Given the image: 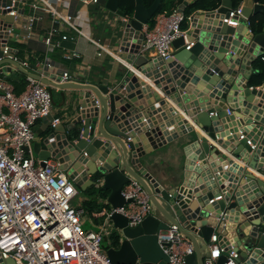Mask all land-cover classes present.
<instances>
[{
  "label": "water",
  "instance_id": "95a60500",
  "mask_svg": "<svg viewBox=\"0 0 264 264\" xmlns=\"http://www.w3.org/2000/svg\"><path fill=\"white\" fill-rule=\"evenodd\" d=\"M18 1L0 0V38L6 36L12 18L6 14L9 10L2 8L12 3L16 6ZM160 1L153 0L145 7L142 0H134L128 20H122L127 33L125 41L130 35L135 38L131 45L135 53H139L142 27L152 19ZM98 3L125 15L119 0ZM187 3L184 0L178 6L181 11ZM230 8L231 0H221L213 13L195 11L188 21V41L192 42L188 49L182 37L175 39L172 45L178 51L173 57L152 58L147 66L138 67L145 79L129 72L111 88L82 85L86 90L82 94V108L68 126L60 122L52 126L53 117L48 114L42 117L44 131L34 132L33 154L54 159L80 191L90 185L105 190L110 209L124 204L121 190L131 178L149 195L154 210L135 226H129L121 213H111L119 236L117 246L105 247L112 264H165L167 256L157 242V233L171 224L179 225L193 245L184 264H203L209 238L215 232L222 238L221 243L234 239L238 264H264V179L217 148L219 145L236 159L242 158L248 167L262 174L264 82L259 87L247 86V81L242 83L251 62L264 52V28L257 33L248 31L243 19L238 26L227 25L222 17ZM256 13L264 14V3L242 1L243 16L249 18ZM128 45L125 43L122 48ZM7 56L3 55L0 42V65H9L4 69L14 66L47 86L60 85L58 79L47 78L42 70L37 74L28 72ZM230 91L232 102L228 99ZM226 108L234 109V113L227 114ZM184 115L203 133L194 131ZM235 118L245 124L243 131L256 125L263 130L258 143L252 137V143L257 145L255 150L246 143V137L239 138L235 133ZM174 140L184 155L183 179L169 191L139 169V158L165 141ZM225 178L228 188L221 193ZM217 194L221 199L210 202ZM0 261L16 264L11 258ZM223 261L224 255L216 264Z\"/></svg>",
  "mask_w": 264,
  "mask_h": 264
},
{
  "label": "built area",
  "instance_id": "2783aa9c",
  "mask_svg": "<svg viewBox=\"0 0 264 264\" xmlns=\"http://www.w3.org/2000/svg\"><path fill=\"white\" fill-rule=\"evenodd\" d=\"M71 1L54 0L59 9L48 0L30 2L33 11L43 8L52 16V26L42 38L46 53L60 48L61 41L69 37L59 33L57 25L60 22L74 33L70 39L81 36L97 49L98 55L107 52L99 39L92 38L76 23L79 14L71 15L67 11ZM79 1L83 4L98 2ZM12 5L2 9L9 10L6 14L16 17L17 11ZM191 16H185L180 7L169 13H158L152 26L143 25L139 51H153L155 57L169 59L174 55L172 42L178 37L184 39L188 49L192 42L187 43V30H183L181 24ZM39 18L35 14L27 18V38L31 37L33 24ZM121 18L127 21L129 16ZM241 19L251 31L249 18L242 15V3L230 8L222 17L224 23L233 27L238 26ZM9 32L10 28H7L6 36L0 38L2 53L27 68L28 60L20 59L7 46ZM263 53L259 57L264 61ZM63 57H80V53L72 49L63 53ZM35 65L47 70L51 61L44 56L37 58ZM61 78L67 81L70 75L65 71ZM26 81L25 89L16 93L13 85L0 77V259L11 258L16 264H112L102 245L104 237L115 229L111 213H121L129 226H135L154 210L149 195L138 181L131 178L121 190L124 204L93 213L90 221L94 229H84V210L72 204L79 192L77 186L55 160L38 158L32 152L33 126L37 120L50 114L52 98L41 81L30 75H26ZM226 111L231 113L228 108ZM58 122L55 118L51 124ZM244 137L239 135V138ZM249 137L246 136V143L255 150L257 145L252 143V136ZM215 198L221 199V195ZM220 239L216 233L211 234L203 264H216L222 255V264H238L239 252L229 242L221 243ZM157 242L167 256L165 264H184L185 257L193 252L191 241L177 224L158 231Z\"/></svg>",
  "mask_w": 264,
  "mask_h": 264
},
{
  "label": "crops",
  "instance_id": "0c3cea01",
  "mask_svg": "<svg viewBox=\"0 0 264 264\" xmlns=\"http://www.w3.org/2000/svg\"><path fill=\"white\" fill-rule=\"evenodd\" d=\"M31 1L33 0H26L25 2L19 0L16 6L12 5V9L17 11V16L13 17L11 14H7L12 18H10L11 27L7 36L6 44L13 52L17 54L20 59L28 60V67L25 68L28 72L37 74L38 71L41 70V68L35 65L37 58L46 56L51 61V66L47 68V70L42 69V71L47 74V78L52 77L54 80L58 79L60 81V85H46L52 98L50 114L53 119L57 118L64 126H68L69 123L77 116L84 102L82 94L86 92L82 85L106 86L111 88L116 86L119 80L129 72L139 75L142 79H145L144 75H142L137 69L139 66L144 64L147 66L148 62L152 58L156 57L153 51L145 50L143 52L139 51V53H135L134 50H131V45L133 44L132 42L135 41V38L134 36L130 35L125 41L127 33L125 32L122 25V16L107 9L98 2L83 4L79 0H72L69 3L67 11L71 15H76L77 13L79 14V16L76 18V23L80 25L83 31L88 33L92 38L99 39L100 43L104 45L107 52H101L98 55L97 49L81 36L70 39L69 37L74 33L69 29V27H67V25L60 22L57 25L59 33L66 34L69 37L66 40L61 41L60 48H55L53 51L46 53L42 38L46 31L52 26V16L43 8L33 11L30 7ZM48 1L57 6L59 9V5L54 3V0ZM191 1L192 0H188V3ZM242 1L239 4H241ZM211 11L213 13L215 9L206 12ZM32 14H35L40 18L34 22L32 35L30 38H27L26 21L27 18ZM188 21L189 20H186L187 26L183 30L188 29ZM147 25L149 26V23H147ZM190 42L188 41L187 43ZM125 43L129 44V47L125 46L122 48V45ZM72 49L78 50L80 57H73L70 59L64 58L63 53ZM172 49L174 50V53L178 51V49H176L173 45ZM4 66L9 67L7 63L0 65V77L12 84L13 82H16L15 87L17 86V88H20L19 83H21L23 80H26L27 74L21 72L14 66H10V69H4ZM249 66L250 72L248 73L247 78L244 80L242 85H244V83L247 81V86L259 87V85H252V76H255L259 73L258 57H256ZM65 71L70 75V78L67 81H63L61 78V73ZM63 83H68L71 86L65 87ZM23 89H25V87ZM155 91L159 94V96L162 95L159 90L155 89ZM228 99L230 102H232L233 97L231 96V91L228 95ZM234 99H237V96ZM238 102L241 103L239 99ZM170 103L173 108L176 107L172 101H170ZM228 109L231 110V113H234V109ZM179 111L182 112L181 110ZM157 115L158 114L155 116ZM186 119L188 118L186 117ZM236 119L239 118H235L236 124L232 127L235 130V133L238 136H247V138H250V134L253 133L251 136L253 139H255L254 141L258 143V140L261 138L263 133V130L261 131L260 126L256 125L255 128L243 131V125L245 124L238 122ZM188 121H190L189 125L194 128V131L197 130L198 132L203 133L197 124H195L190 119H188ZM44 126L45 121L43 119H39L35 122L33 130L35 133H38L39 131L43 132ZM171 132H173V130L169 131V133ZM176 141H165L156 149L146 152L142 157L139 158V162L141 163V167H139V169L143 173H148L149 176H151V178L156 181L160 187L169 191H172L175 188V184L183 179L181 173L184 155L181 151L180 144L176 143ZM212 144L216 145V142L212 141ZM217 148L220 149V151L226 153V155H228L232 161L237 162L239 166L245 167L255 176L264 179L261 173L248 167V165L243 162L242 158L236 159L231 154H229L226 149L219 145H217ZM261 171L264 174V169ZM222 181H224L222 182L224 187L220 190L221 193L222 191L225 192V190L228 188L226 186V178ZM217 195L214 196L213 201L218 200L215 198ZM229 225H233V222ZM248 228L249 226L246 229ZM197 239L200 243H203L201 237L197 236ZM228 242L231 245L235 243L234 239L231 241L230 238L226 240V244H228ZM0 264L3 263L0 261Z\"/></svg>",
  "mask_w": 264,
  "mask_h": 264
},
{
  "label": "trees",
  "instance_id": "16d2710c",
  "mask_svg": "<svg viewBox=\"0 0 264 264\" xmlns=\"http://www.w3.org/2000/svg\"><path fill=\"white\" fill-rule=\"evenodd\" d=\"M153 0H142L145 7H148ZM184 0H161L160 4L153 15L152 19L149 21V26H152L154 23V17L158 13H169L172 9L178 7ZM242 0H231L232 7H237ZM261 3H264V0H260ZM221 4V0H192L188 3L184 8V15L188 16L196 10H214L219 7ZM120 9L124 12L125 15L131 14L133 7H134V0H119ZM250 21V28L255 33L262 31L264 28V14L256 13L249 17ZM187 26L186 20L182 22L181 28L185 29ZM258 64H259V73L255 76H252V85H260L264 82V62L258 57ZM254 79V81H253ZM12 84V83H11ZM27 81L23 80L19 83V87L17 88L16 82H13L14 91L16 93L22 92L24 87H26ZM23 89V90H22ZM79 191V189H78ZM87 197L83 200V210H86L89 215L93 213L100 212L103 209H108L109 205L105 202L107 192L102 190L100 187H96L94 185H90L83 190ZM97 221V219H96ZM110 244L107 247H115L119 243V236L116 233L110 234ZM105 247V246H104Z\"/></svg>",
  "mask_w": 264,
  "mask_h": 264
},
{
  "label": "rangeland",
  "instance_id": "374dc122",
  "mask_svg": "<svg viewBox=\"0 0 264 264\" xmlns=\"http://www.w3.org/2000/svg\"><path fill=\"white\" fill-rule=\"evenodd\" d=\"M86 197H87V194L84 191L79 190L77 196L72 200V204L76 207L83 208V200L86 199ZM83 217H84L83 228L84 229H94L93 223L90 221L91 215H89L86 210H84ZM98 220L101 221V219H98ZM113 232L116 234L118 233L116 229L111 231V233ZM110 241H111L110 235L108 237L105 236L103 239L102 245L106 247L108 244H110Z\"/></svg>",
  "mask_w": 264,
  "mask_h": 264
}]
</instances>
